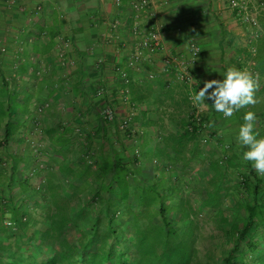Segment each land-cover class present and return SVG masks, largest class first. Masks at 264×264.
Masks as SVG:
<instances>
[{
	"label": "trees",
	"instance_id": "16d2710c",
	"mask_svg": "<svg viewBox=\"0 0 264 264\" xmlns=\"http://www.w3.org/2000/svg\"><path fill=\"white\" fill-rule=\"evenodd\" d=\"M259 43L251 71L264 78V40ZM16 107L0 102V151L17 130ZM246 110L232 116L238 130ZM195 112L184 118L179 135L161 136V144L155 134L134 136L115 124V145L103 117L95 134L76 129L75 138L80 120L77 127L49 130L51 154L61 160L40 187L18 175L17 164L0 166V264H264V176L233 141L207 159L199 149L207 124L231 119L201 114L198 120ZM256 116L264 123V114ZM139 120L154 125L144 115ZM256 131L264 138L259 123ZM151 140L152 147L146 145ZM18 158L15 152L8 160ZM147 158L158 165L146 166ZM197 158L200 168L193 166ZM166 180L169 188L161 187ZM171 197L183 200L180 213L173 212ZM200 210H211L219 232L204 251ZM7 219L13 227H6Z\"/></svg>",
	"mask_w": 264,
	"mask_h": 264
},
{
	"label": "crops",
	"instance_id": "0c3cea01",
	"mask_svg": "<svg viewBox=\"0 0 264 264\" xmlns=\"http://www.w3.org/2000/svg\"><path fill=\"white\" fill-rule=\"evenodd\" d=\"M135 1L0 0V92L4 93L0 102L16 103L15 113L19 114L16 132L0 151V166L17 164L22 178L29 176L34 186L43 183L47 170L52 169L50 165L61 160L51 154L49 130L61 125L77 127L80 120L75 130L95 134L101 108L106 104L122 115L135 110V126L145 135L155 134L159 144L161 136L171 139L179 135L187 114L199 111L211 119L221 114L211 107L212 100H205L209 104L205 108L190 97L203 88L205 81L222 80L230 67L250 72L259 41L264 40V0H246L257 17L258 28L232 11L229 0H150V9L140 14L132 9ZM117 22L121 28L115 30L111 25ZM134 24L144 31L156 24L163 26L160 50L152 62L140 68L129 62L136 43L129 32ZM105 38L109 39L106 45ZM247 40L252 43L247 44ZM192 44L200 48L194 64L190 63ZM100 59L104 63L98 66ZM117 68L131 80L129 104L121 97L125 84L115 73ZM186 69L190 78L182 81L180 74ZM255 79L259 83L258 103L245 109L264 114V78ZM97 87L105 88L104 101L95 97ZM44 103H50V107L39 114L37 108ZM143 115L154 125L140 121ZM229 119L217 125L212 121L213 126L203 135L199 149L207 159L212 158L218 145L231 144L235 129L230 123L234 120ZM258 120L256 129L258 123L264 128ZM34 121L41 122L44 129V138L37 142L41 152L38 158L28 144L36 138ZM108 128L112 129L110 142L118 145L115 124ZM153 144L154 140L146 143ZM189 146L194 151L195 142ZM15 152L21 157L18 162L8 160ZM187 156L191 157L189 153ZM199 160H194V167L200 168ZM156 164L158 161L147 158L146 166ZM14 195L21 199L18 187Z\"/></svg>",
	"mask_w": 264,
	"mask_h": 264
},
{
	"label": "built area",
	"instance_id": "2783aa9c",
	"mask_svg": "<svg viewBox=\"0 0 264 264\" xmlns=\"http://www.w3.org/2000/svg\"><path fill=\"white\" fill-rule=\"evenodd\" d=\"M230 2V8L232 11L237 12V14L242 18V20L246 23L249 24L253 28H258L259 27V22L257 20L256 15L251 11L249 7V3L246 0H229ZM151 7V2L150 0H138L132 3V9L137 12L138 14L142 12H147ZM111 27L113 29H119L121 28V24L119 22L112 24ZM130 34L136 38V43H135V48L134 51L130 54L129 56V62L134 65L136 68H140L143 66V64L152 62L154 59V56L158 53V51L161 48V43H162V36H163V26L161 25H154L150 28L148 31H144L140 28L139 24H134L132 27L129 28ZM109 39H103V44H108ZM191 51L192 55L190 58V63L194 64L197 62V59L200 54V48L197 44H192L191 45ZM63 52H61V56H63ZM103 60L100 59L97 61V65L101 66L103 65ZM186 72H182L180 74V78L182 81H185L190 78V73L188 70H185ZM115 73L121 78L123 83L125 84V88H123L120 91L121 97L123 101L127 104L130 103V90L128 88L131 80L128 76V74L120 69L117 68ZM252 75L254 78H259L260 75L253 71ZM150 78H154L153 75L150 76ZM4 85V83L2 82ZM106 90L104 87H97L95 91V97L99 100L104 101L106 98ZM50 107V103H44L40 106H38L37 110L39 114H42L46 109ZM101 116L104 118L105 121H107L110 124H116L118 129L120 131H128L130 130L132 134L137 135V134H142V130H140L138 127L135 126V116H136V111L133 110L130 114H119L110 104L103 105L101 108ZM196 118H200L199 116L201 115V112L196 111L195 112ZM199 120V119H198ZM33 129L35 130V136L33 140L29 141V146L33 149L34 151V156L37 157L39 153H41L38 149V140L44 138V129L43 125L39 121H34L33 122ZM38 158V157H37ZM42 182H39L37 184V187H40ZM6 227H13V223L7 219L5 221Z\"/></svg>",
	"mask_w": 264,
	"mask_h": 264
},
{
	"label": "clouds",
	"instance_id": "9594fccd",
	"mask_svg": "<svg viewBox=\"0 0 264 264\" xmlns=\"http://www.w3.org/2000/svg\"><path fill=\"white\" fill-rule=\"evenodd\" d=\"M258 90L259 83L251 73L230 67L223 74L222 80L205 81L203 88L196 91L190 99L194 104L205 108L209 106L205 100H212L211 107L227 119L235 112L250 106L254 107L258 103L256 97ZM243 121L237 136L238 143L246 149L243 151L242 159L250 162L255 171L264 176V138H259L260 134L256 131V113L251 110L246 111ZM212 126V124L208 125V127Z\"/></svg>",
	"mask_w": 264,
	"mask_h": 264
},
{
	"label": "rangeland",
	"instance_id": "374dc122",
	"mask_svg": "<svg viewBox=\"0 0 264 264\" xmlns=\"http://www.w3.org/2000/svg\"><path fill=\"white\" fill-rule=\"evenodd\" d=\"M250 39V38H249ZM252 42H254L255 40L254 39H251ZM252 42H250V40H247V44H251ZM254 44V43H253ZM251 73V70L250 72ZM234 133L233 134L235 137V141L233 140L232 138V143H236V145H240L237 141V136H238V128L235 126L234 127ZM79 131L76 130V135L79 136ZM131 154H134V151L131 153ZM171 163H173V161L171 160L170 161ZM52 166V165H50ZM49 171V170H47ZM171 174V173H170ZM170 174L169 173H166L164 174V177L165 178H168V180L170 179ZM172 174H173V171H172ZM175 177V176H172V178ZM191 177H195L194 175H191ZM163 180V179H162ZM164 186L166 188H169V183L167 182L166 180V183H162L161 184V187ZM192 201H193V204L195 206L199 205L198 203L200 202L199 201V197L194 194V198H192ZM183 200L181 198L179 199H174L171 197L170 199V203L172 204H175V208H173V212H176V213H180L181 211L179 210L180 208V205H183ZM212 217H213V213L211 212V210H200L199 211V218H198V222H199V225H200V231H201V239H200V249L202 251H204V249L207 247V246H210L211 244V236H217L219 235V232L217 231V228H216V225L214 223V221L212 220Z\"/></svg>",
	"mask_w": 264,
	"mask_h": 264
}]
</instances>
